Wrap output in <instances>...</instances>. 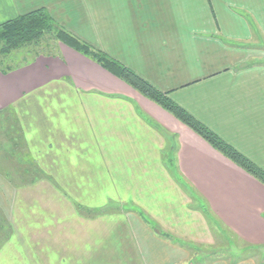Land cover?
Returning a JSON list of instances; mask_svg holds the SVG:
<instances>
[{"label": "crops", "instance_id": "obj_1", "mask_svg": "<svg viewBox=\"0 0 264 264\" xmlns=\"http://www.w3.org/2000/svg\"><path fill=\"white\" fill-rule=\"evenodd\" d=\"M38 8L264 170V0H0V23ZM0 222L16 264H264V185L63 44L0 69Z\"/></svg>", "mask_w": 264, "mask_h": 264}, {"label": "trees", "instance_id": "obj_2", "mask_svg": "<svg viewBox=\"0 0 264 264\" xmlns=\"http://www.w3.org/2000/svg\"><path fill=\"white\" fill-rule=\"evenodd\" d=\"M44 35L70 47L71 49L93 59L102 68L109 71L124 83L139 92L145 98L160 106L178 121L204 139L215 150L234 162L248 174L264 185V170L224 142L213 131L199 122L182 107L174 103L165 94L154 88L132 70L112 59L104 52L94 49L56 23L44 8L0 23V52L9 53L22 45L37 42ZM11 66L6 67V69ZM4 69V68H1Z\"/></svg>", "mask_w": 264, "mask_h": 264}, {"label": "rangeland", "instance_id": "obj_3", "mask_svg": "<svg viewBox=\"0 0 264 264\" xmlns=\"http://www.w3.org/2000/svg\"><path fill=\"white\" fill-rule=\"evenodd\" d=\"M60 44H62V43L54 40L49 35H44L43 37H41V39L39 41L34 42V43H30V44H26V45H22V46L14 49V50H11L9 53L4 54V53L0 52V69L6 68L9 66H13V65H15V64H17L23 60H26V59L33 57L36 54H39L41 52H45V53L46 52H54V51H56V49L59 47ZM256 166H258V165H256ZM20 177L21 176L17 175L13 178L19 179ZM101 209H102V214H104V215L117 212L116 209H112L111 207H108V206H102ZM3 225L0 222V264H2L3 262H5V264H16V262L21 257H16L14 255L15 250H14L13 244L15 242L13 240V236H12L11 240H9L10 236H11V232L9 234V230H7V229L4 230ZM7 231H8L9 236L7 234ZM23 250L25 252H29V247H26ZM196 256L199 257L200 255H196ZM24 260H28V261L31 260L30 255L22 257V262Z\"/></svg>", "mask_w": 264, "mask_h": 264}]
</instances>
